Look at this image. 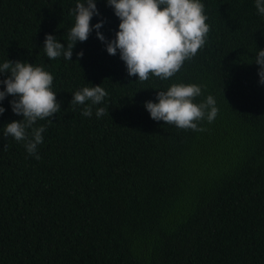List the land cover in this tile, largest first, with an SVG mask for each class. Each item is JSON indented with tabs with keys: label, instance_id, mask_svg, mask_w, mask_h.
<instances>
[{
	"label": "trees",
	"instance_id": "trees-1",
	"mask_svg": "<svg viewBox=\"0 0 264 264\" xmlns=\"http://www.w3.org/2000/svg\"><path fill=\"white\" fill-rule=\"evenodd\" d=\"M78 2L0 0V64L43 67L61 105L34 124L46 128L37 160L4 137L23 117L14 97L0 102V264H264V85L254 63L264 16L255 0H200L205 45L173 77L144 82L95 29L71 60L47 57L46 34L67 47ZM96 6L91 24L103 19L100 32L114 39L119 18L106 0ZM181 83L201 86L194 103L216 101L214 121L196 122L202 131L155 121L144 107ZM97 85L108 95L85 117L72 94Z\"/></svg>",
	"mask_w": 264,
	"mask_h": 264
},
{
	"label": "clouds",
	"instance_id": "clouds-1",
	"mask_svg": "<svg viewBox=\"0 0 264 264\" xmlns=\"http://www.w3.org/2000/svg\"><path fill=\"white\" fill-rule=\"evenodd\" d=\"M119 18L115 38L107 40L100 32L104 20L91 24L93 16H99L96 0H82L71 10L75 23L68 32L67 47L57 37L46 34L43 49L50 60L63 55L71 60L77 41L84 42L95 29L97 38L105 43L109 55L119 51L129 76L144 82L150 75L167 80L180 71L184 62L196 56L206 43L209 26L206 23L205 6L200 0H106ZM258 13L264 16V0H255ZM78 59L83 51L76 54ZM254 63L259 65V83L264 85V49L257 50ZM10 73L0 80V102L12 96L10 101L14 114L21 120L12 121L4 127V137L11 136L24 142L30 156L40 159L37 146L43 143L46 128L34 127L38 120L54 118L61 110L56 93L52 90L54 77L41 66L26 61L7 60L0 64V75ZM202 94L197 84H172L167 91L157 92V101H147L146 110L155 121H164L182 129L202 131L197 121H214L219 109L213 96L197 104L194 99ZM108 95L100 85L83 87L72 94L71 105H84L82 115L92 116V105L101 104ZM91 101V105H86ZM6 109L0 106V115ZM105 114L103 107L96 109L99 118ZM31 129V133H29Z\"/></svg>",
	"mask_w": 264,
	"mask_h": 264
}]
</instances>
